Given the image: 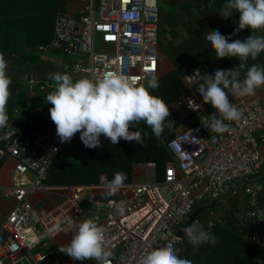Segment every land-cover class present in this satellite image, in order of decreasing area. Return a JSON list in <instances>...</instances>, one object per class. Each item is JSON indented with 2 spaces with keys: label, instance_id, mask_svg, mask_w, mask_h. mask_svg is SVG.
<instances>
[{
  "label": "built area",
  "instance_id": "built-area-1",
  "mask_svg": "<svg viewBox=\"0 0 264 264\" xmlns=\"http://www.w3.org/2000/svg\"><path fill=\"white\" fill-rule=\"evenodd\" d=\"M77 2L79 6L74 11H57L52 39L38 46L41 53L59 54L50 61L61 73H69L74 80L101 77L107 71H119L130 78H143L154 72L158 77V0ZM206 73L205 67L197 64L182 74L187 90L171 102V110L180 120L174 137L167 143L175 167L169 161L160 181L154 162H139L143 179L124 182L121 193L115 195L121 196L119 199H95L96 195H104V174L96 183L45 184L52 163L68 144L80 138L79 133L71 142L60 143L52 120L42 130H23L10 122L0 127V162L5 158L14 160L9 184L0 180V193L14 201L0 220V264H74L59 251L58 235L72 230L68 228L69 221L89 218L105 230L112 251L111 264H138L140 256L151 249L169 240L178 244L181 239L176 230L196 206L238 193L245 195L247 207L234 215L237 228L249 226L246 238L262 250L256 264H264V101L256 93L240 98L228 93L229 101L241 111V118L225 121L229 125L226 133L210 132L203 122L213 117L206 113L194 92L195 84ZM23 80L29 83L27 94L36 102L34 85L41 92L54 90L49 77L39 80L26 73ZM138 83L146 86L145 79ZM189 100L199 105L197 111L188 106ZM34 111L38 114L40 108L35 107ZM33 120H26L27 125L32 126ZM100 140L109 139L101 135ZM38 191L66 193L52 209L40 213L29 200ZM110 199L123 201V215L115 214L109 206ZM203 219L207 232L216 223L228 222L212 213ZM196 222L201 223L198 216L191 225ZM57 227L62 229L58 234ZM33 239L39 243L33 245Z\"/></svg>",
  "mask_w": 264,
  "mask_h": 264
},
{
  "label": "clouds",
  "instance_id": "clouds-1",
  "mask_svg": "<svg viewBox=\"0 0 264 264\" xmlns=\"http://www.w3.org/2000/svg\"><path fill=\"white\" fill-rule=\"evenodd\" d=\"M233 13H239L238 27L234 33L242 29L264 31V0H227L219 14L228 18ZM217 31H208L206 40L215 52L216 58L235 57L240 63L238 68L215 70L207 74L203 83L196 89L204 103L216 109L211 121H204L210 132L218 134L229 131L225 121H238L241 111L229 101L228 93L234 98L255 95L264 86V67L252 65L246 71L244 79H240L238 69L245 68V62L255 60L264 51V35H249L245 40H232ZM7 62L0 54V127H6L9 122L7 106L11 97V78L6 74ZM197 75H200L198 70ZM54 90L47 95L45 102L50 103L49 115L56 126V136L60 143L71 142L79 133L85 147L95 149L102 147L100 136L108 138L112 145L121 139L143 145V136L137 130L130 128L144 122L151 128L155 137L159 138L165 126L171 128L166 119L171 115L169 105L149 89H157L159 81L154 72L143 78H130L119 71H107L96 78L80 77L73 79L72 75L50 73ZM139 79L146 80V86L138 83ZM227 90V91H225ZM188 106L197 111L199 105L192 100ZM217 115L220 118H216ZM146 136L147 133L145 132ZM127 176L116 172L111 181H106L105 196H115L121 193ZM161 181V180H160ZM111 200L110 207L116 215H123V201ZM68 228L74 229L70 241L60 245L59 251L66 253L72 260H95L97 264H111L112 251L109 248L105 230L95 219H85L79 223L68 222ZM62 231L57 227V234ZM184 232L188 242L194 247L203 243H216V237L205 231L198 222L186 227ZM33 245L39 241L33 239ZM174 240H169L162 246L151 249L138 260V264H192L186 258H179Z\"/></svg>",
  "mask_w": 264,
  "mask_h": 264
},
{
  "label": "trees",
  "instance_id": "trees-1",
  "mask_svg": "<svg viewBox=\"0 0 264 264\" xmlns=\"http://www.w3.org/2000/svg\"><path fill=\"white\" fill-rule=\"evenodd\" d=\"M197 1L203 3L202 8L218 11L216 16L220 21L222 20L219 14L227 0H194V2ZM63 3L64 0H0V54L5 57L6 74L12 81L10 85L12 95L7 111L9 122L23 130L30 129V127L34 130L35 128L42 130L51 120L49 113L43 110L44 106L49 104L39 101L46 100L47 95L52 91L41 92L37 89L38 85H34L38 103L33 104L25 97L29 83L23 80V75L27 73L29 77H33L32 73L36 72L39 74L40 80L48 78V75L53 73V68L49 63L48 65L41 63L38 46L46 44L52 39L55 16L58 10L64 9ZM249 35H252L251 31L246 38ZM169 55L172 57L171 54ZM219 63L220 58L215 57V52L208 42L202 50L177 64L166 76L158 78L159 87L149 89V91L168 104L175 95L185 90L181 80L182 74L197 64H203L207 68L208 74H213L215 70L220 69ZM35 107L40 108L38 114L34 111ZM14 109L17 111L15 112ZM170 113L165 125L170 122L172 126L171 128L165 126L159 138L154 136L150 127L141 122L136 126V129L132 127L130 130H137L141 133L143 145L123 139L118 144L112 145L109 140H101L102 147L89 148L88 158L84 162L52 163L44 181L45 184L96 183L99 181L100 174H105L106 180L111 181L116 172L125 173L127 179L124 182H129L131 181L132 166L139 162H154L157 179L162 180L166 164L172 160L167 143L174 137V129L180 123L171 110ZM29 118L34 119L32 126L27 125L26 120ZM198 217L201 219L200 224L204 226L203 213ZM248 231L250 228L247 225L237 228L230 222L222 225L216 223L208 231L216 237V243H203L194 247L186 240V248L190 253L184 258L190 260L192 264H256L262 256V250L248 241L245 235Z\"/></svg>",
  "mask_w": 264,
  "mask_h": 264
},
{
  "label": "crops",
  "instance_id": "crops-1",
  "mask_svg": "<svg viewBox=\"0 0 264 264\" xmlns=\"http://www.w3.org/2000/svg\"><path fill=\"white\" fill-rule=\"evenodd\" d=\"M175 2H177V0H169V3H167L169 5V8H170V5L174 3L178 7V10H181L182 13L186 12L187 14H189V18H184V19H181L179 22H175L173 19L174 17L173 13L170 12V14H167V15L163 14L164 18L162 20V26L159 24V31H158L159 41L157 44V58H158V74H157L158 77L157 78L159 79L163 78L164 75L166 76V74L170 73L176 67L177 64L187 60L194 53L202 50L205 47L206 43H208V41L206 40V35L208 34V31L211 32V31L218 30L222 35L230 37L229 42H231L232 40H236V39H240L241 41H243L246 39V36L250 32L249 29L245 28V29H242L234 33V29L238 27L239 13H233L230 17L222 18V20L220 21V19L217 18L216 16V12L218 11H211L210 8H204V7L202 8V6L204 5L200 1L194 2V0H181L180 2H177V3ZM193 5L194 7L190 11L191 13L190 14L188 12V9L191 8V6ZM77 6H79V2H77V0H64L63 8L66 10L74 11L77 8ZM160 18H161V14L159 13V22H160ZM188 19H191V22L189 23L186 22ZM179 27H182V29ZM162 30L170 31V32L173 30L174 32L173 33L174 42L173 43L166 42V45L170 46L168 49L170 53H167L160 46L161 45L160 41L165 40L163 37L164 35H162L163 32H161ZM251 34L254 35L252 32ZM169 54H171L172 57ZM58 56L59 54L55 51L44 52V53L40 52L39 59L41 63H47V65L49 63L51 67L53 68L52 69L53 73H60L61 71L59 67L55 66L53 62L50 61L51 58H58ZM239 63H240L239 59L235 57L220 58L219 68L224 69V70L233 69L234 67L238 68ZM254 64L264 67V51H262L255 60H252L251 58H249L245 62V68L238 69L240 71L241 80L244 79L247 69ZM38 71H41V70L38 69ZM206 71H207L206 74H208L207 69ZM44 72H48V71H44ZM181 80H182V77H181ZM201 81L195 84L194 86V92L199 98L200 96L196 89L198 88L199 84H201ZM181 93L175 95L169 101L168 105H169L170 110H171L172 100L175 97L179 96ZM255 93L260 97L261 101H264V86H261L260 88H258ZM27 96L29 97V94H26V97ZM200 100L202 101L201 98ZM202 103L206 107V113L208 114L210 113L211 115L216 114V109H214L210 104L204 103L203 101ZM216 118H220V117L217 115ZM176 131L177 129H175V133ZM262 147L264 148V144H262ZM88 155H89V148L86 147L85 149V147L81 144H74L72 146V149L62 150V152L57 157L55 162L56 163L84 162L87 160ZM13 163H14V160L11 158H5L0 163V180L4 185L9 184V169L14 165ZM142 171L143 170L141 169V167L138 166V163L134 164L132 166L131 181H141L144 177ZM46 185L61 186V185H71V184H59V185L46 184ZM65 193L66 192H62V191H54V192L38 191L36 193L31 194L29 196V200L34 204V207L40 213H46L50 209H52L57 203L63 200V198L65 197ZM226 195L220 198L219 200H216V203H214L213 206H211V208L202 211L201 213H203V216L205 217V215H208L209 213L220 216L222 215V211L224 210L229 211L230 213H233L232 216H234L235 213L244 212V210L247 207V204H246L247 202H246V197L243 193H238L236 196H230L229 194L227 196ZM211 201L212 200L206 201L204 202V204H209ZM13 202L14 201L12 197H4L0 193V220L4 218L5 215L9 212L10 207L12 206ZM232 216L229 215L228 222H230L231 225H233L234 227H237V222L235 221V219L232 220ZM81 221L82 220L78 221L77 223ZM203 229L205 230V228ZM74 232H75L74 229L61 232L58 235L59 244L60 245L67 244L70 241L69 235L72 236ZM186 240H188V238L184 236L183 239H181V241L179 242L180 244L179 243L176 244V247L179 249V252L177 253L179 258H184L185 256H189L190 251H188V248H186V246L184 247L182 245V243L183 242L185 243ZM70 260L74 264H96L97 263V261L95 260L78 261V260H72L71 258Z\"/></svg>",
  "mask_w": 264,
  "mask_h": 264
},
{
  "label": "rangeland",
  "instance_id": "rangeland-1",
  "mask_svg": "<svg viewBox=\"0 0 264 264\" xmlns=\"http://www.w3.org/2000/svg\"><path fill=\"white\" fill-rule=\"evenodd\" d=\"M181 0H177V2H180ZM177 2H175V3H177ZM167 3H169V0H158V4H157V10H158V12L161 14V18H160V22H159V24L162 26V20H163V14L164 15H167V14H170V12L171 13H173L174 14V17H173V19H174V21L175 22H179L181 19H184V18H189V14H187L186 12L185 13H182L181 12V10H178V7L176 6V4H171L170 5V8H169V5L167 4ZM193 7H194V5L193 6H191V8H189L188 9V12L190 13V11L193 9ZM191 14V13H190ZM186 22H191V19H188ZM174 25V24H173ZM179 28H181L182 29V27H179ZM174 30V29H173ZM173 30L170 32V31H161V32H163V34L162 35H164L163 37H164V41H160V43H161V48H163L167 53H170L169 52V47L170 46H168V45H166V42L167 43H173L174 41H173V37H174V35H173ZM254 35H263L264 34V31H260V32H258V31H255V30H252L251 31ZM177 36H178V34H177ZM8 64L10 65V62H8ZM203 65V64H202ZM204 66V65H203ZM205 67V66H204ZM205 69H207L206 67H205ZM61 73V72H60ZM32 75H33V77L32 78H39L38 76H39V74L38 73H36V72H33L32 73ZM183 76V75H182ZM181 76V77H182ZM205 78V77H204ZM203 78V79H204ZM202 79V80H203ZM184 87H185V90L184 91H186L187 90V87L184 85ZM183 91V92H184ZM26 97V96H25ZM27 99H28V101L30 100L31 102H33V104H37L38 102H36V101H34L33 100V97H32V95H29V97L27 96L26 97ZM49 105H46V106H44V108H43V110L45 111V112H47V113H49V108L51 107V104L50 103H48ZM39 106V105H38ZM172 111V110H171ZM173 113V112H172ZM174 114V113H173ZM178 128V126L175 128V129H177ZM174 129V130H175ZM74 144H81V145H83L84 146V144L82 143V141L80 140V138L79 139H76L75 141H72L70 144H68L63 150H65V149H72V146L74 145ZM85 147V146H84ZM85 149H86V147H85ZM65 152V151H64ZM172 162V165H173V167H175V162H173V161H171ZM136 164V163H135ZM143 172V171H142ZM104 177H105V174H104ZM139 179H140V177H139ZM138 179V180H139ZM221 207V206H220ZM221 214V213H220ZM232 215L233 213H230L229 211H226V210H224V211H222V215H220V216H223V217H225V218H227V219H229V215ZM232 219H234V216H232ZM83 221V220H82ZM201 225V224H200ZM203 226V225H202ZM203 228H205V226H203ZM69 239H71V236L69 235ZM182 245L185 247L186 245H185V243L183 242L182 243ZM20 264H26V262L25 261H23V262H21Z\"/></svg>",
  "mask_w": 264,
  "mask_h": 264
},
{
  "label": "water",
  "instance_id": "water-1",
  "mask_svg": "<svg viewBox=\"0 0 264 264\" xmlns=\"http://www.w3.org/2000/svg\"><path fill=\"white\" fill-rule=\"evenodd\" d=\"M109 198H115L119 199L121 196H105V195H96L95 199L98 201H106ZM216 203V200H212L209 204H200L199 206H196L190 214H188L183 223L179 225V227L176 230V235L178 238L183 239L185 236L184 229L191 225L192 220L202 211L211 208L213 204Z\"/></svg>",
  "mask_w": 264,
  "mask_h": 264
},
{
  "label": "snow or ice",
  "instance_id": "snow-or-ice-1",
  "mask_svg": "<svg viewBox=\"0 0 264 264\" xmlns=\"http://www.w3.org/2000/svg\"><path fill=\"white\" fill-rule=\"evenodd\" d=\"M114 39V38H113Z\"/></svg>",
  "mask_w": 264,
  "mask_h": 264
}]
</instances>
